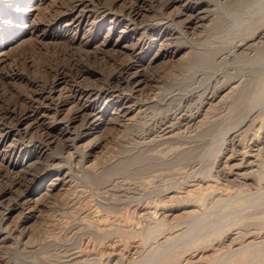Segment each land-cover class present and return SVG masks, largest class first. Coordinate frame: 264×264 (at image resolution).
<instances>
[{"label":"rangeland","instance_id":"1","mask_svg":"<svg viewBox=\"0 0 264 264\" xmlns=\"http://www.w3.org/2000/svg\"><path fill=\"white\" fill-rule=\"evenodd\" d=\"M259 14L264 0H0V264H264V52L228 56ZM251 110L235 150L226 132Z\"/></svg>","mask_w":264,"mask_h":264},{"label":"bare ground","instance_id":"2","mask_svg":"<svg viewBox=\"0 0 264 264\" xmlns=\"http://www.w3.org/2000/svg\"><path fill=\"white\" fill-rule=\"evenodd\" d=\"M173 1V0H172ZM171 2V1H170ZM179 3V2H178ZM237 3V2H236ZM194 5V4H193ZM209 6V5H208ZM207 6V7H208ZM32 7V6H31ZM259 7V6H258ZM205 9V8H204ZM29 10V9H28ZM31 10V9H30ZM32 10H33V8H32ZM192 10H194V9H192ZM27 11V10H26ZM190 11V10H189ZM65 12V11H64ZM206 12V11H205ZM202 13V12H201ZM204 13V12H203ZM198 14L200 15V12H198ZM202 15V14H201ZM209 15H210V13H209ZM194 16V15H193ZM205 16V15H204ZM208 16V15H207ZM206 17V16H205ZM210 17V16H209ZM77 18V17H76ZM250 20H248L247 19V21L244 23V24H240L239 25V27H237V29L235 28L234 30H232L233 31V33H231L232 35H233V37L235 36V35H237V34H240V35H243V37L240 39V42L238 43V44H235L234 46H232L231 47V52H229L228 53V56L230 57V56H232V57H236V58H238V57H247L248 56V53H247V50H249V51H253L254 53L256 52V55H257V53H262V52H264V14H259V15H251L250 17ZM73 19V18H72ZM166 19H168V18H166ZM78 20H79V18H78ZM203 20V17L202 18H200V16H199V19L196 21V23H199V22H201ZM190 23H192V22H190ZM251 26V27H250ZM148 27V26H147ZM187 28V27H186ZM249 29V30H248ZM146 30H148V29H146ZM181 30V29H180ZM249 31V32H248ZM177 32V31H176ZM165 37V36H164ZM167 38H169V37H167ZM167 38H165V40L167 39ZM232 39H234V38H232ZM231 39V40H232ZM168 40V39H167ZM163 41V40H162ZM186 43V42H185ZM135 45V44H134ZM161 45V44H160ZM186 45V44H185ZM128 46V45H127ZM126 46V47H127ZM165 46V45H164ZM132 47V46H131ZM167 47V46H166ZM165 47V48H166ZM170 47V46H169ZM191 47V46H190ZM216 47H218L217 45H216ZM202 48V47H201ZM200 48V49H201ZM209 48V47H208ZM219 48V47H218ZM126 49V48H125ZM132 49V48H131ZM134 49V48H133ZM196 49V48H195ZM199 49V48H198ZM202 50V49H201ZM129 51H131L130 50V48H129ZM164 51V50H163ZM190 51H192V50H190ZM214 51H216V50H214ZM222 51V50H221ZM158 52V51H157ZM197 52V51H196ZM253 52H251V53H253ZM195 53V52H194ZM202 53H204L203 51H200L199 50V53H198V55H197V53H195L197 56H199V54H201V55H204V57H207V59L210 57V56H213V51L211 50L210 52H207V53H205V54H202ZM215 53V52H214ZM134 55V54H133ZM172 55V54H171ZM215 55V54H214ZM250 55H252V54H250ZM195 56V55H194ZM216 56V55H215ZM215 56H213V59H214V57ZM186 58H188V57H186ZM194 58H199V57H194ZM203 58V57H202ZM201 58V59H202ZM192 59V58H191ZM204 59V58H203ZM210 59H211V57H210ZM247 59V58H246ZM205 61H206V59H204ZM203 60V61H204ZM212 61V60H211ZM211 61H209V62H211ZM209 62H208V64H209ZM207 63V62H206ZM206 63H203L202 62V64H206ZM129 64V63H128ZM211 64V63H210ZM138 73H139V71H138ZM128 74V73H127ZM232 76V75H231ZM194 78V77H193ZM234 78H237V77H234ZM133 80L135 81V84H136V82H137V87H139L140 86V81H138L139 80V78L137 77V75H136V78H133ZM237 80H239V78L237 79ZM240 81H241V79H240ZM198 82V81H197ZM213 82V81H212ZM224 82V81H223ZM214 83V82H213ZM238 83V82H237ZM227 84V83H226ZM229 84H231V83H229ZM224 85H225V83H224ZM233 85V84H232ZM204 86V85H203ZM217 86V85H216ZM226 86V85H225ZM235 86H236V84H235ZM219 87V86H218ZM231 87V86H230ZM229 87V88H230ZM239 87V86H238ZM237 87V88H238ZM156 88V87H155ZM213 89H215L214 88V86L212 87ZM222 88V87H221ZM231 88H233V87H231ZM234 88H236V87H234ZM139 89V88H138ZM199 89V88H198ZM204 89V88H203ZM207 89H208V87H207ZM219 89V88H218ZM201 90V89H200ZM205 90H206V88H205ZM209 90V89H208ZM228 90H230V89H228ZM238 90H239V88H238ZM71 91V90H70ZM76 91V90H75ZM82 91V90H81ZM80 91V92H81ZM136 91V90H135ZM234 91V90H233ZM137 92V91H136ZM207 92V91H206ZM212 92V91H211ZM214 92V91H213ZM220 92H222V90L220 91ZM232 92V91H231ZM230 91H229V94L231 93ZM226 93V92H225ZM76 94V93H75ZM213 94V93H212ZM232 94V93H231ZM79 95V94H78ZM210 95V94H209ZM227 95H228V93H227ZM211 96V95H210ZM222 96V95H221ZM221 96H219L220 97V99L222 98V100H223V97H221ZM224 96V95H223ZM232 96V95H231ZM75 97V96H74ZM119 97V96H118ZM227 97H229V96H227ZM226 97V98H227ZM78 98V97H77ZM196 98V97H195ZM75 99V98H74ZM173 99V98H172ZM206 99V98H205ZM215 99V98H214ZM213 99V100H214ZM73 100V99H72ZM149 100H150V98H149ZM212 100V99H211ZM217 100V99H216ZM81 101V100H80ZM84 101V100H83ZM92 101V100H91ZM129 101V100H128ZM128 101H126V102H123L122 104H121V106L119 107V109H117L118 111H116V117H121L122 119L121 120H123L124 121V119H125V117L130 113V111H131V108H130V106H127L126 105V103L128 102ZM138 101V100H137ZM78 102V101H77ZM172 102V101H171ZM198 102V101H197ZM224 102V101H223ZM84 103V102H83ZM94 103V102H93ZM136 103V102H135ZM202 103V102H201ZM210 103V102H209ZM208 103V104H209ZM106 104V103H105ZM148 105V104H147ZM203 105H204V103H203ZM211 105H212V103H211ZM135 106V105H134ZM145 106V105H144ZM144 106H143V108H144ZM196 106V105H195ZM86 107H87V105H86ZM97 107V106H96ZM140 107V106H139ZM95 108V107H94ZM116 108V107H115ZM85 109V108H84ZM113 109V108H112ZM133 109V108H132ZM189 109V108H188ZM187 109V110H188ZM196 109V108H195ZM202 109V108H201ZM81 110V109H80ZM95 110V109H94ZM101 110V109H100ZM135 110H137V109H135ZM139 110V109H138ZM190 110V109H189ZM254 110V109H253ZM97 111H98V109H97ZM149 111V110H148ZM196 111V110H195ZM198 111V110H197ZM200 111V110H199ZM198 111V112H199ZM256 111V110H255ZM255 111H250L246 116H244L243 117V119L241 120V122H239L238 123V125L236 126V128H235V130L233 131V132H226V135L228 136V137H230L229 138V140L227 139L226 141H227V144L226 145H229V144H231L232 142H234V140H235V138L236 137H238L244 130H246V129H244L246 126H248V124L250 123V122H252L251 120H252V117H253V112H255ZM258 111H260V110H258ZM81 114H85V113H83L82 111H79ZM114 112V111H113ZM151 112V111H150ZM155 112V111H154ZM174 112V111H173ZM177 112V111H176ZM92 113H93V111H92ZM95 113V112H94ZM138 113H139V111H138ZM199 113H201V112H199ZM203 113V112H202ZM135 114H136V112H135ZM134 114V115H135ZM143 114V113H142ZM182 115H184L183 113H181ZM257 114V113H256ZM79 115V114H78ZM90 118L92 117H95V115L94 114H87ZM133 115V114H132ZM173 115V114H172ZM175 115V114H174ZM177 115V114H176ZM191 115V114H190ZM203 115V114H202ZM86 116V115H85ZM99 116V115H98ZM141 116V115H140ZM167 115H165V117H166ZM102 117V116H101ZM116 117H115V119H116ZM130 117H132V116H130ZM181 117V116H180ZM136 118H137V116H136ZM141 118V117H140ZM143 118H146V117H143L142 116V118L141 119H143ZM171 118V117H170ZM173 118H174V116H173ZM188 118V117H187ZM195 118V117H194ZM74 119V118H73ZM95 119V118H94ZM104 119V118H103ZM113 120H115L114 118H112ZM120 119V118H119ZM130 119V118H129ZM176 119V118H175ZM177 119H178V116H177ZM180 119V118H179ZM255 119V118H254ZM85 120V119H84ZM96 120V119H95ZM102 120V119H101ZM111 120V119H110ZM140 120V119H139ZM159 120V119H158ZM162 120V119H161ZM169 120H171V119H169ZM75 121H77L76 119H75ZM98 121V120H97ZM109 121V120H108ZM112 121V120H111ZM129 120L127 119V122H128ZM132 121V120H131ZM135 121H137V120H135ZM150 121V120H149ZM152 121V120H151ZM163 122H164V120H162ZM197 121V120H196ZM91 122V121H90ZM94 122V121H93ZM120 122V121H119ZM138 122V121H137ZM159 122V121H158ZM157 122V123H158ZM163 122H162V124H163ZM174 122V121H173ZM187 122V121H186ZM191 122V121H190ZM211 122V121H210ZM69 123V122H68ZM73 123H74V121H73ZM107 123V122H106ZM131 123V122H130ZM165 123V122H164ZM170 123V122H169ZM168 123V124H169ZM99 124V123H98ZM102 124V123H101ZM132 124V123H131ZM151 124V123H150ZM161 124V123H160ZM161 124V125H162ZM166 124V123H165ZM171 124V123H170ZM193 124V123H192ZM203 124V123H202ZM172 125V124H171ZM251 125V124H250ZM263 125V124H262ZM65 126V125H64ZM166 126V125H165ZM151 127V126H150ZM66 128H68L67 126H66ZM167 128V127H166ZM233 128V127H232ZM252 128H253V126H252ZM262 128V127H261ZM156 129H157V126H156ZM161 129H163V128H161ZM168 129V128H167ZM172 129V128H171ZM151 130V129H150ZM153 130V129H152ZM155 130V129H154ZM160 130V129H159ZM258 130V129H257ZM143 131V130H142ZM156 131V130H155ZM154 131V132H155ZM164 131V130H163ZM177 132H178V130H176ZM254 131V130H253ZM68 132V131H67ZM148 131H146V133H147ZM153 132V131H152ZM161 132V131H160ZM173 132H174V130H173ZM63 133H65V132H63ZM163 133V132H162ZM249 133V132H248ZM88 134V133H87ZM139 134V133H138ZM142 134V133H141ZM148 134V133H147ZM152 134V133H151ZM164 136H171L170 134H172V130H165L164 131ZM254 134V133H253ZM86 135V134H85ZM243 135V134H242ZM241 135V136H242ZM153 136H154V134H153ZM157 136V135H156ZM144 137H146V136H144ZM155 137V136H154ZM153 137V138H154ZM224 137V136H223ZM141 138H142V136H141ZM140 138V139H141ZM250 138H251V136H250ZM145 139V138H144ZM146 139H148V138H146ZM151 139V138H150ZM150 139H148V140H150ZM158 139V138H157ZM240 139V138H239ZM246 139V138H245ZM143 140V139H142ZM147 140V141H148ZM253 140V139H252ZM259 140V139H258ZM153 141V140H152ZM243 141V140H242ZM139 142V141H138ZM144 143V142H143ZM243 143V142H242ZM253 143V142H252ZM139 144H140V142H139ZM87 145V144H86ZM148 145V144H147ZM142 146V145H141ZM232 146H233V148L235 149L236 147H239V143H234L233 145L231 144V148H232ZM247 146V145H246ZM146 147V146H145ZM249 148V147H248ZM251 148V147H250ZM184 149V148H183ZM258 149H264V148H260V147H258ZM225 151H227V150H231V149H228V147H225V149H224ZM223 150V151H224ZM236 150V149H235ZM250 150V149H249ZM3 151V150H2ZM233 151V150H232ZM251 151V150H250ZM185 152V151H184ZM235 152V151H234ZM238 152V151H237ZM241 152V151H240ZM258 152V151H257ZM256 152V153H257ZM139 153V152H138ZM242 153V152H241ZM240 153V154H241ZM259 153H261V152H259ZM220 154V153H219ZM227 154V153H226ZM233 152L229 155L228 154V157H225V159L227 160V161H229L232 157H234L233 156ZM239 154V155H240ZM252 154H254V153H252ZM218 155V154H217ZM222 155V154H221ZM154 156V155H153ZM236 156H238V155H236ZM252 157H253V155H251ZM254 156H256V154L254 155ZM222 157V156H221ZM248 157H250L249 155H245V153H244V155L243 156H241V159H239L240 160V162L241 163H243L244 164V162H246V161H248L249 159H248ZM251 157V158H252ZM259 159H260V156H257ZM237 158V157H236ZM255 158V157H254ZM218 160V159H217ZM217 160H216V162H217ZM254 160H256V159H254ZM219 161V160H218ZM224 161V160H223ZM233 161V160H232ZM261 161H264V160H261ZM260 160H258V162H261ZM236 162V161H235ZM254 162V161H253ZM258 162H256V163H258ZM222 163V162H221ZM227 163V162H226ZM239 163V162H238ZM237 163V164H238ZM240 163V164H241ZM248 164H244L245 166L244 167H246V165H247V167H248V165H249V168H250V166L251 165H253V163L252 162H247ZM255 163V162H254ZM225 164V163H224ZM224 164H222V167H223V165ZM231 164V163H230ZM233 164V163H232ZM237 164H236V166H237ZM239 164V165H240ZM262 165H263V163H261ZM215 165H217L216 163H215ZM256 165V164H255ZM262 165H260V166H262ZM221 166V165H220ZM228 166V165H227ZM226 166V168L227 169H229L228 167ZM233 166V165H232ZM213 167V166H212ZM234 167V166H233ZM255 167H257V166H255ZM259 167V166H258ZM226 168H224V170L226 169ZM232 167H230V169H231ZM237 168V167H236ZM239 168V167H238ZM213 169V168H212ZM219 169V168H218ZM245 169V168H244ZM247 169V168H246ZM253 169V168H252ZM221 170H222V168H221ZM258 170H262V167H261V169H258ZM257 170V171H258ZM213 171V170H212ZM217 171V170H216ZM216 171H215V173H216ZM227 171V170H226ZM230 171V170H229ZM191 172V171H190ZM222 172V171H221ZM253 172V171H252ZM251 172V173H252ZM218 173V172H217ZM224 173V172H223ZM240 173V172H239ZM237 174V173H235V176L238 178V176H241V178H242V175H243V177L245 176V173H246V176H247V173L248 172H246L245 171V173L244 174ZM243 173V172H242ZM249 173H250V171H249ZM250 173V174H251ZM258 173V172H257ZM58 174V173H57ZM56 174V175H57ZM219 174V173H218ZM221 174V173H220ZM227 174H229V173H227ZM226 175V174H225ZM230 175H232V174H230ZM253 175H254V173H253ZM58 176V175H57ZM68 176V175H67ZM214 176V175H213ZM250 175H248V177H249ZM255 176V175H254ZM259 176V175H258ZM203 177V176H202ZM247 177V178H248ZM194 178H196V177H193V180H194V182H196L195 181V179ZM217 178V177H216ZM236 178V179H237ZM253 178V180H254V178L255 177H252ZM251 178V179H252ZM56 179V178H55ZM59 179V178H58ZM61 179V178H60ZM219 179H220V177H219ZM225 179V178H224ZM233 179H235V178H233ZM243 179V178H242ZM246 179V178H245ZM244 179V180H245ZM249 179V178H248ZM192 180V181H193ZM197 180V179H196ZM222 180V179H221ZM239 180V179H238ZM257 180H259L258 179V177H257ZM62 181H64V180H62ZM189 181V180H188ZM191 181V182H192ZM225 181V180H224ZM227 181H230V179L229 180H227ZM232 181V180H231ZM237 181V180H236ZM236 181L234 182V183H236ZM238 182V181H237ZM239 182H241V181H239ZM238 182V183H239ZM247 182V181H246ZM259 182V181H258ZM110 183V182H109ZM233 183V182H232ZM233 183V184H234ZM264 183V182H263ZM59 184V183H58ZM62 184V183H61ZM191 184V183H190ZM196 184V183H195ZM198 184H199V182H198ZM261 184H262V182H261ZM53 185V184H52ZM219 185V184H218ZM246 185V184H245ZM249 185V184H248ZM260 185V184H259ZM185 186H187V185H185ZM107 187V186H106ZM188 187V186H187ZM191 187V186H190ZM197 187V186H196ZM210 187V186H209ZM236 187V186H235ZM241 187V186H240ZM258 187V186H257ZM259 187H261V186H259ZM258 187V188H259ZM180 188V187H179ZM202 188V187H201ZM200 188V189H201ZM208 188V187H207ZM229 188V187H228ZM234 188V187H233ZM251 188V187H250ZM185 189V188H184ZM206 189V188H205ZM212 189V188H211ZM166 190V189H165ZM175 190H177L176 188H175ZM213 190V189H212ZM222 190H226L225 188L224 189H222ZM196 192H197V190H195ZM200 191V190H199ZM210 191V190H209ZM236 191V190H235ZM160 193V192H159ZM176 193H177V191H176ZM178 193H180V192H178ZM157 194V193H156ZM181 194V193H180ZM198 194V193H197ZM202 194V193H201ZM210 195V194H209ZM223 195V194H222ZM194 196V195H193ZM179 197H181V196H179ZM196 198V197H195ZM201 198V197H200ZM179 199V198H178ZM171 200V199H170ZM181 200V199H180ZM189 200V199H188ZM184 202V201H183ZM185 202H186V200H185ZM192 203H194V202H192ZM195 205H197V204H195ZM182 206V205H181ZM154 210V209H153ZM196 211V210H195ZM148 212V211H147ZM197 212V211H196ZM5 213V212H4ZM142 213V212H141ZM150 213V212H149ZM155 213V212H154ZM190 213V212H189ZM143 214V213H142ZM89 215V214H88ZM141 215V214H140ZM147 215V214H146ZM149 215V214H148ZM147 215V216H148ZM155 215V214H154ZM146 216V217H147ZM156 216V215H155ZM157 216H158V213H157ZM150 218H151V216H150ZM147 220V219H146ZM107 226V225H106ZM156 227V226H155ZM250 227V226H249ZM93 228V227H92ZM118 228V227H117ZM153 228V227H152ZM251 228V227H250ZM255 228H257V227H255ZM116 229V228H115ZM242 229V228H241ZM249 229V228H248ZM258 229V228H257ZM100 230V229H99ZM98 230V231H99ZM102 230H103V227H102ZM109 230V229H108ZM237 230H238V228H237ZM236 230V231H237ZM117 231V230H116ZM244 231V230H243ZM260 231V230H259ZM263 231V230H262ZM155 232H156V230H155ZM165 232V231H164ZM174 232V231H173ZM252 232V231H251ZM250 232V233H251ZM130 233V232H129ZM240 234H241V232H239ZM248 233V232H247ZM261 233V232H260ZM263 233V232H262ZM230 234H232V236H233V233H230ZM238 234V233H237ZM257 234H259V233H257ZM160 235V234H159ZM235 235V234H234ZM244 235V234H243ZM236 237H237V235H235ZM234 236V237H235ZM245 236V235H244ZM231 237V236H230ZM229 237V238H230ZM238 237H240V236H238ZM243 237V236H242ZM167 238V237H166ZM232 238V237H231ZM241 238V237H240ZM244 238V237H243ZM246 238V237H245ZM244 238V239H245ZM256 238V237H255ZM6 239V238H5ZM227 239V238H226ZM239 239V238H238ZM248 239V238H247ZM166 240V239H165ZM235 240V239H234ZM234 240H232L233 242H234ZM236 240H237V238H236ZM2 241V240H1ZM220 241V240H219ZM251 241V240H250ZM126 242V241H125ZM236 242V241H235ZM234 242V243H235ZM122 243V242H121ZM137 243V242H136ZM230 243V242H229ZM232 243V242H231ZM237 243V242H236ZM140 244V243H139ZM254 244V243H253ZM227 245V244H226ZM233 245V244H232ZM130 246V245H129ZM211 246V245H210ZM229 246V245H228ZM238 246H239V244H238ZM250 246V245H249ZM86 247V246H85ZM85 247H83V248H85ZM112 248H113V246H112ZM135 248V247H134ZM228 248V247H227ZM214 249V248H213ZM238 249V248H237ZM242 249V248H241ZM66 250V249H65ZM73 250V249H72ZM71 250V251H72ZM76 250V249H75ZM118 250V249H117ZM123 250V249H122ZM135 250V249H134ZM141 250V249H140ZM236 250V249H235ZM70 251V252H71ZM74 251V250H73ZM78 251V250H77ZM120 251H121V249H120ZM237 251V250H236ZM125 252V251H124ZM74 253V252H73ZM77 253V252H76ZM84 253V252H83ZM117 253H119V252H117ZM75 254V253H74ZM79 254V253H78ZM123 254V253H122ZM121 254V255H122ZM125 254V253H124ZM128 254V253H127ZM133 254V253H132ZM196 254V253H195ZM113 255V254H112ZM130 255V254H129ZM72 256V255H71ZM77 256V255H76ZM91 256V255H90ZM106 256H107V254H106ZM109 257L111 256V254H109L108 255ZM115 256H117V255H115ZM69 257V256H68ZM109 257H107L106 259H109ZM118 257V256H117ZM126 257V256H125ZM165 257V256H164ZM67 258V257H66ZM80 258H81V256H80ZM88 258V257H87ZM96 258V257H95ZM120 258V257H119ZM121 258H123V257H121ZM131 258V257H130ZM69 259H71V258H69ZM73 259V258H72ZM77 259V258H76ZM82 259V258H81ZM99 259V258H98ZM125 259V258H124ZM128 259H129V257H128ZM83 261H84V259H82ZM101 260V259H100ZM115 260H117V259H115ZM134 260V259H133ZM63 261V260H62ZM82 261V262H83ZM86 261V260H85ZM108 261V260H107ZM110 261V260H109ZM130 261V260H129ZM65 262V261H64ZM115 262V261H114ZM117 262V261H116ZM122 262V261H121ZM83 263H85V262H83ZM104 263V262H103ZM66 264V263H65ZM73 264V263H72ZM78 264V263H77ZM81 264V263H80ZM87 264V263H86Z\"/></svg>","mask_w":264,"mask_h":264}]
</instances>
